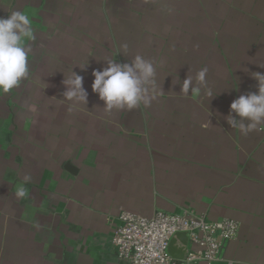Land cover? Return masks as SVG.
Masks as SVG:
<instances>
[{"label":"crops","instance_id":"obj_1","mask_svg":"<svg viewBox=\"0 0 264 264\" xmlns=\"http://www.w3.org/2000/svg\"><path fill=\"white\" fill-rule=\"evenodd\" d=\"M13 10L34 39L28 78L0 91V264H130L118 217L157 210L237 220L227 256L264 264V124L225 119L264 74V0H0V17ZM137 55L157 69L154 98L106 113L93 70ZM204 67L214 96L181 93ZM72 70L86 105L63 97Z\"/></svg>","mask_w":264,"mask_h":264},{"label":"clouds","instance_id":"obj_2","mask_svg":"<svg viewBox=\"0 0 264 264\" xmlns=\"http://www.w3.org/2000/svg\"><path fill=\"white\" fill-rule=\"evenodd\" d=\"M34 39V31L29 16L23 11L13 10L10 15L0 17V91L8 93L29 76L28 56L30 48L26 40ZM127 47L126 45L124 46ZM106 67L94 69L92 91L104 103L106 113L113 110H132L139 105H148L151 98L148 92L155 91L157 69L153 62L137 55L130 62L120 63L114 57L105 60ZM85 66L80 67L83 69ZM264 68V64H260ZM208 68H201L195 76L188 75L181 83V93H200L210 98L214 95L207 87ZM258 81V91L240 95L230 104L229 114L225 117L231 128H239L244 134L264 124V74L252 73ZM65 100L73 104H87L88 92L83 87V77L72 70V76L64 79ZM30 175H24L16 187L14 195L23 199L28 195L26 184L31 182Z\"/></svg>","mask_w":264,"mask_h":264},{"label":"built area","instance_id":"obj_3","mask_svg":"<svg viewBox=\"0 0 264 264\" xmlns=\"http://www.w3.org/2000/svg\"><path fill=\"white\" fill-rule=\"evenodd\" d=\"M118 221L113 243L118 257L130 264L234 263L227 250L238 236L237 220L226 217L212 220L188 210L177 213L157 210L150 216L123 211ZM177 232H185L189 239L185 259L174 258L169 252L170 241Z\"/></svg>","mask_w":264,"mask_h":264},{"label":"water","instance_id":"obj_4","mask_svg":"<svg viewBox=\"0 0 264 264\" xmlns=\"http://www.w3.org/2000/svg\"><path fill=\"white\" fill-rule=\"evenodd\" d=\"M189 239L185 232H177L173 235L169 252L174 258L185 259L189 252L188 248Z\"/></svg>","mask_w":264,"mask_h":264}]
</instances>
